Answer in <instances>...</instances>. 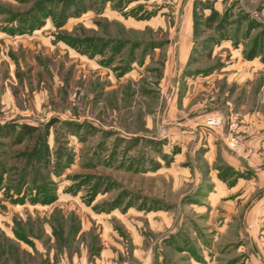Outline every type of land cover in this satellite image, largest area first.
I'll return each mask as SVG.
<instances>
[{
    "label": "rangeland",
    "instance_id": "rangeland-1",
    "mask_svg": "<svg viewBox=\"0 0 264 264\" xmlns=\"http://www.w3.org/2000/svg\"><path fill=\"white\" fill-rule=\"evenodd\" d=\"M0 264H264V0H0Z\"/></svg>",
    "mask_w": 264,
    "mask_h": 264
},
{
    "label": "built area",
    "instance_id": "built-area-1",
    "mask_svg": "<svg viewBox=\"0 0 264 264\" xmlns=\"http://www.w3.org/2000/svg\"><path fill=\"white\" fill-rule=\"evenodd\" d=\"M222 121L221 117H213L208 121L209 125H220Z\"/></svg>",
    "mask_w": 264,
    "mask_h": 264
}]
</instances>
